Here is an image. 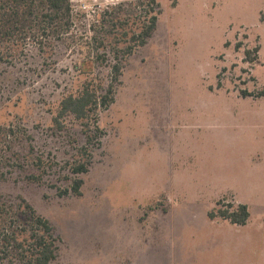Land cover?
<instances>
[{
    "label": "rangeland",
    "instance_id": "rangeland-1",
    "mask_svg": "<svg viewBox=\"0 0 264 264\" xmlns=\"http://www.w3.org/2000/svg\"><path fill=\"white\" fill-rule=\"evenodd\" d=\"M136 1L72 0L68 35L2 45L0 198L50 221L53 264H264V96L242 94L264 87V0H158L101 133L88 144L74 116L55 121L85 82L108 86L115 48L140 31ZM86 153L82 195L60 196ZM239 203L245 225L208 217Z\"/></svg>",
    "mask_w": 264,
    "mask_h": 264
},
{
    "label": "trees",
    "instance_id": "trees-1",
    "mask_svg": "<svg viewBox=\"0 0 264 264\" xmlns=\"http://www.w3.org/2000/svg\"><path fill=\"white\" fill-rule=\"evenodd\" d=\"M136 4L144 8L140 31L128 38L127 45L115 48L113 53L115 62L111 66V80L108 86L105 88L94 86L92 82L87 81L80 90L67 94L60 102L55 121L61 125L60 119L68 115L74 116L83 126H87L84 132L88 144L93 141L90 135L92 127L96 133H101L100 111L107 109L115 101L116 85L123 72V61L133 54L136 48L146 45L157 29L162 12L160 2L137 0ZM262 21L264 22V16ZM72 26V0H0V48L17 39L33 38L34 41L41 43V37L48 38L56 33L68 35ZM86 45L92 46L94 42H87ZM258 52V47L245 50L247 61L253 62L256 58L252 56ZM0 57L3 55L0 54ZM242 94L262 97L264 87L256 94L246 90H243ZM83 149L87 151L88 148L84 146ZM86 155L87 160L70 164L72 178L68 186L57 188L60 196L82 195L84 181L81 175L88 172L92 162L90 153ZM27 179L40 182L42 177L29 175ZM208 217L211 220L220 218L232 224L245 225L250 218V211L244 203L236 206L228 204L225 208L210 211ZM17 225L20 228V235L16 234ZM58 241L50 221L40 215L24 198H20L17 204L8 203L0 198V264L6 260H10L12 264H53L57 258Z\"/></svg>",
    "mask_w": 264,
    "mask_h": 264
}]
</instances>
